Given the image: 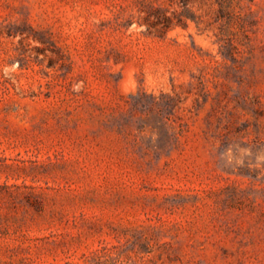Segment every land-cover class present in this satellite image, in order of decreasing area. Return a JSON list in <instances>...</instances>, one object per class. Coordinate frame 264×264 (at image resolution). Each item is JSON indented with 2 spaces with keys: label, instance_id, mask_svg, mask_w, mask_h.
Listing matches in <instances>:
<instances>
[{
  "label": "rangeland",
  "instance_id": "obj_1",
  "mask_svg": "<svg viewBox=\"0 0 264 264\" xmlns=\"http://www.w3.org/2000/svg\"><path fill=\"white\" fill-rule=\"evenodd\" d=\"M0 264H264V0H0Z\"/></svg>",
  "mask_w": 264,
  "mask_h": 264
}]
</instances>
